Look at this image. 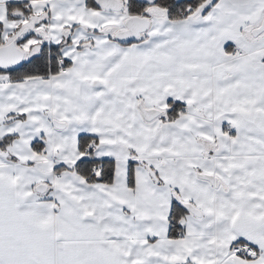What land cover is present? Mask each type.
Masks as SVG:
<instances>
[{"label":"snow or ice","instance_id":"snow-or-ice-1","mask_svg":"<svg viewBox=\"0 0 264 264\" xmlns=\"http://www.w3.org/2000/svg\"><path fill=\"white\" fill-rule=\"evenodd\" d=\"M0 264H264V0H0Z\"/></svg>","mask_w":264,"mask_h":264}]
</instances>
